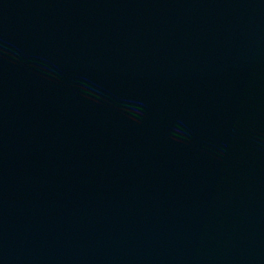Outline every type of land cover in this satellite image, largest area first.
I'll return each instance as SVG.
<instances>
[{
    "label": "water",
    "instance_id": "95a60500",
    "mask_svg": "<svg viewBox=\"0 0 264 264\" xmlns=\"http://www.w3.org/2000/svg\"><path fill=\"white\" fill-rule=\"evenodd\" d=\"M0 264H264V0H0Z\"/></svg>",
    "mask_w": 264,
    "mask_h": 264
}]
</instances>
